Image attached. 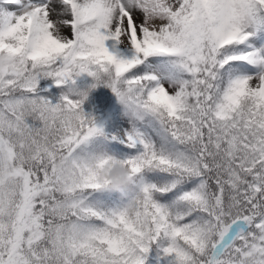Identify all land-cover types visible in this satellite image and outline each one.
I'll list each match as a JSON object with an SVG mask.
<instances>
[{
  "label": "snow or ice",
  "instance_id": "obj_1",
  "mask_svg": "<svg viewBox=\"0 0 264 264\" xmlns=\"http://www.w3.org/2000/svg\"><path fill=\"white\" fill-rule=\"evenodd\" d=\"M0 264H264V0H0Z\"/></svg>",
  "mask_w": 264,
  "mask_h": 264
}]
</instances>
